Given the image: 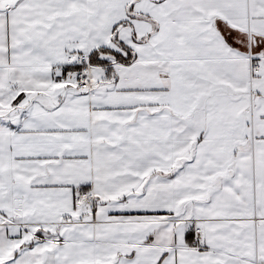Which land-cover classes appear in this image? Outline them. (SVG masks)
<instances>
[{"label":"snow or ice","instance_id":"6c2138e0","mask_svg":"<svg viewBox=\"0 0 264 264\" xmlns=\"http://www.w3.org/2000/svg\"><path fill=\"white\" fill-rule=\"evenodd\" d=\"M0 264H264V0H0Z\"/></svg>","mask_w":264,"mask_h":264}]
</instances>
